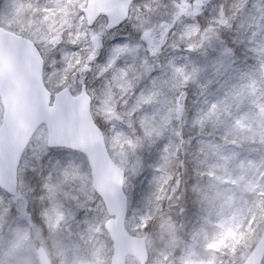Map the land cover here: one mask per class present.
<instances>
[{
    "label": "rangeland",
    "instance_id": "1",
    "mask_svg": "<svg viewBox=\"0 0 264 264\" xmlns=\"http://www.w3.org/2000/svg\"><path fill=\"white\" fill-rule=\"evenodd\" d=\"M194 1L198 5V9L195 7L196 4L191 6L188 0H149L148 9L151 10L152 16H137L135 20H138L132 24L131 28L142 29V32L151 30L150 33L148 32L149 37L147 39L153 40L154 43L151 45L146 39H142V32L139 42L135 41L130 34H126L121 42L134 50L129 53H121L115 57L106 75L99 79L96 78L99 69L94 65L93 71L88 72L86 78L89 84H96L95 86L91 84L90 91L95 90V95L98 97L102 95L110 83L115 85L108 88L111 93L110 99H112L111 107L101 106L96 109L98 115L95 117L104 128L106 144L113 161L128 175L129 193L127 194L130 198L132 197L135 207L127 218V229L133 234L145 235L144 232L148 233V245L151 246L153 264H233L237 257H240L242 261L251 247L249 243L245 247L246 252L241 249L242 251L237 255L238 246L230 244L227 239L228 220L232 216L234 205L233 197L231 195L228 197L227 194L230 193V190L235 189L233 178L216 182L211 179L207 182V190L214 191L223 199L218 207L213 201L204 207L202 214H199L201 216L200 222L196 223L194 230L188 227V203L187 209L184 208V201L178 208L177 206L174 207L172 202L170 204L174 193L167 190V175L166 181L159 185L154 179H152L153 181L149 180V184L153 185L156 190H163L165 196L156 193L150 198V206L155 208L152 216L141 213L140 194L138 196L137 187L138 179L143 178L146 174L154 177L161 175H159V171H156L157 166L155 165L151 169H147L145 164L148 160L143 159L140 152L145 146L148 149L155 147L157 145L156 138L164 136L171 138L168 132L174 116L175 125L181 127H171V131L176 137L186 132L187 124L182 117L178 116L179 114L186 116L184 106H181L179 111L176 110L183 102V98L180 96L181 89L177 85L181 81L174 73V68L180 67L178 66L179 63L175 65L164 56L163 60L160 61V56L164 52V45L158 40L163 39L162 34L166 33V29L176 26L179 42L193 43L199 33V27L194 22L199 8L209 7L212 0ZM221 1L223 6L220 5L217 9L210 6V10L224 11L226 7L224 2L229 8L238 3V10H242L241 0ZM255 1L257 0H253V2ZM150 3L153 5L152 7L149 5ZM181 7L185 9L183 13H180ZM203 11L207 12L208 9ZM255 11L256 9L251 8L250 14ZM24 13L25 6L20 0H2L0 24L5 27L12 24L20 31L24 27V25L22 26ZM190 17L193 21L188 19ZM262 17L264 18V16H258V19L260 20ZM25 25L31 28L33 33L43 32L48 27H51L53 31L55 30V25L51 19L46 21L42 17H38L37 20L32 18ZM259 25L258 32L262 33L261 36L264 40V21L260 22ZM190 28H197L198 31L193 32L191 37L181 39L185 31ZM210 37L211 35L206 36V42H211ZM154 46H158V52L152 54L151 48ZM64 49L74 51L72 48ZM60 50L61 48L58 51L53 50L50 58L57 59L56 52L60 55ZM106 58L107 49L101 54L99 63L103 65ZM119 59L129 60L131 63L128 61L124 62L123 65L115 66ZM181 59H183L181 67L184 68L185 74L190 75L187 63L183 57ZM57 67H59L58 64ZM120 69H124V72H120ZM193 85L195 86V83ZM153 91L158 93L154 101L137 104L142 94L147 95ZM260 113L264 115V109H261ZM157 115L158 129L155 125ZM109 121L111 124H108ZM194 124L195 122L192 121V125ZM113 129L119 131V136L114 135ZM45 139L46 134L42 128L34 138L35 144L30 146L32 152L29 156L34 153L35 149H40L44 145ZM126 139L138 142L137 147L131 148L125 142ZM177 140L178 143L181 142L179 138ZM204 141H202L204 149H207L208 152L214 150L216 146L210 138L206 142ZM29 160L26 161L20 176L21 184L17 202L20 212L14 216L11 222L4 224L3 233L0 234V264H40L39 249L45 251L49 264H108L110 249L103 238L105 235L103 223L107 217L99 201L91 204L93 193L90 187L89 172L84 167L85 161L82 159L80 163L74 166L75 179L69 182H64L61 172L58 170L54 176L55 181L49 183L50 186L52 185L51 188L47 193L42 194L44 205L35 206L36 200L33 202L32 199V185L30 186V182L27 180L30 175L29 172L32 171V163H29L32 160ZM210 174L212 175V172ZM182 181L183 178L179 180L177 178L175 180L177 185H173L174 189L177 186L182 189ZM191 183L195 186L194 188L201 186H197L194 180ZM39 188L35 186V191H39ZM243 189L247 190L248 186ZM165 190L167 191L165 192ZM187 194L186 200H188ZM25 201L28 203V212L24 211ZM0 207L2 211H6L4 203H1ZM49 209H57L62 215L49 212L51 219L41 223L40 213ZM146 224L149 225L148 228H145ZM260 228H264V210ZM127 264L137 263L133 259H128Z\"/></svg>",
    "mask_w": 264,
    "mask_h": 264
},
{
    "label": "trees",
    "instance_id": "2",
    "mask_svg": "<svg viewBox=\"0 0 264 264\" xmlns=\"http://www.w3.org/2000/svg\"><path fill=\"white\" fill-rule=\"evenodd\" d=\"M241 1L242 10H238V3L229 8L224 2L227 7L223 11L224 18L229 20V26L218 23L221 11L210 10L211 7L217 9L220 5L223 6L221 0H212L211 7L199 8L194 20L199 27V33L192 43L196 45L194 50L188 49L187 42H179L176 26L166 29L162 39L164 52L160 56V61L164 56L175 65L179 63L178 66L181 67L183 57L192 77L186 83L177 84L181 89L180 93H183L180 95L183 102L179 109L184 106L186 111V116L184 114L178 116L187 123L186 132L179 137L172 133L171 127L181 128L175 125L174 116L168 132L171 138L165 136L156 138L155 147L148 149L145 146L140 152L143 159L148 160L145 164L147 169H151L154 165L163 166V173L161 171L158 173L167 175V190L174 193L170 204L172 202L173 206L178 208L184 201V208L187 209L188 203L187 219L189 221L187 222L192 230L195 229L196 223L200 222L199 214H202L204 207L210 205V201L218 207L223 199L214 191L207 190V182L211 179L215 182L234 179L235 189L227 194L234 199L232 216L228 220L227 239L230 244L238 246L237 255L242 250L246 252L245 247L249 243L252 246L264 229L260 228L264 210V115L260 113L261 109H264V40L262 33L258 32L262 19L259 20L258 16L261 17L264 14V0ZM189 3L191 6L196 4L191 0ZM195 7L198 9L197 4ZM251 8L256 9L252 14H250ZM205 9L208 11H203ZM237 11L240 12L237 13ZM209 28L211 31H206ZM208 35H211L210 44L205 39ZM193 69L196 71L193 72ZM157 117L158 115L155 125L158 129ZM192 121L195 122L194 125ZM99 126L104 130L100 122ZM177 138L181 140L180 143ZM209 138L216 147L208 152L204 149L202 141L206 142ZM34 144L33 141L31 146ZM165 146H169V153L163 151ZM41 148L35 149L30 156L32 147L29 148L20 167L21 176L26 161L32 160L29 162L32 163V171L29 172L27 180L30 186L32 185V199L33 202L36 200L35 206L44 205L42 194L49 191L52 186L49 183L55 181L54 176L58 170L61 172L63 168L73 167L83 159L78 154L61 149H58L56 154L43 158ZM165 155L168 156L166 162L162 159ZM84 167L87 170L85 163ZM46 175L51 176L47 189L41 187V182ZM177 178L178 180L183 178L182 189L179 186L175 189L173 187L177 185L175 182ZM152 179L154 176L146 174L137 181L141 213L147 216H152L155 209L150 206V198L156 193L165 196L163 190H156L149 184V180ZM193 180L197 186H201L194 188L195 186L191 183ZM127 182L129 184V180ZM35 186L38 188L40 186L39 191H35ZM245 186H248L249 192L243 189ZM186 194L188 200H186ZM92 197L91 204L99 201L94 194ZM0 198V204L4 203V209H6L2 211L0 207V234H2L4 224L11 222L14 218L9 214L8 207L11 204L18 207L19 198L11 199L2 191H0ZM130 199L131 211L135 207V202L132 197ZM181 219L180 222H182ZM144 233L148 239V233ZM103 238L110 249L107 236L103 235ZM240 263L241 258L237 257L233 264Z\"/></svg>",
    "mask_w": 264,
    "mask_h": 264
},
{
    "label": "snow or ice",
    "instance_id": "3",
    "mask_svg": "<svg viewBox=\"0 0 264 264\" xmlns=\"http://www.w3.org/2000/svg\"><path fill=\"white\" fill-rule=\"evenodd\" d=\"M145 7L147 8V6ZM37 11H39V9H37ZM184 11V7H181L180 13ZM219 15L220 19L218 23L223 26H229V20L224 18L223 10H221ZM103 18V16H99L91 23H87L84 10L79 9L73 17V26L65 32H61L57 35L51 27H48L43 32L33 33L31 30L22 28L18 38L10 40L8 37H5L2 44H0V51L6 54L7 57V67L0 69V94H7L14 91L17 83L20 81H23V83L31 89L35 85V79L30 73V68H34L35 64L37 62L39 63L41 72L40 81L48 92L47 106H45L42 101L39 105V111L45 117L40 128L44 129L45 134L48 132L49 128L57 122H63L66 127H71L75 131L79 120L80 100L83 98L88 99L89 111L93 114L92 123L97 125H99V121L95 119V116L98 115V112L95 110L101 106L111 107L112 99H110L111 93L108 88L109 86L114 87L115 85L110 83L99 97L95 95V90L89 94L88 85L86 83L87 73L93 71V66L95 65L99 69V73L96 77L99 79L101 76L106 75L115 57L119 56L121 53H129L134 49L122 43L114 34V30L118 25L112 24L111 27L101 25L100 30L97 31L95 25ZM48 19V16L45 15V20L48 21ZM80 21H84V23H79ZM108 23L111 24L110 19ZM78 24L79 26L77 27ZM7 27L9 32L16 33V28L13 27L12 24H9ZM196 31H198L197 28L187 29L181 36V39L191 37V34ZM206 31H211V28L206 29ZM80 33H83V36H81ZM110 33L111 35L109 36ZM105 36H109L107 41L104 39ZM148 37L149 33L143 31L141 38L151 43V40L147 39ZM60 44L70 45L74 51L61 48L58 60L50 58L53 52V46L58 47ZM195 47L196 45L192 43L188 44V49L190 51L194 50ZM105 49H107V58L104 64L101 65L99 61ZM156 52H158V46L152 47L151 53L155 54ZM57 64H59V67H57ZM50 69L51 71H49ZM195 71L196 69H193V72ZM120 72H124V69H120ZM174 73L180 78L181 83H186L192 78L191 75L185 74V70L182 67H175ZM117 79L119 78L117 77ZM77 82L80 85L79 89L76 88ZM181 95H183V93ZM157 96L158 93L155 91L147 95L142 94L137 104L151 103ZM71 97H75L76 99H71ZM93 100L96 101L95 105L92 103ZM54 104L56 107L50 113L48 109L53 108ZM117 110H119L118 107ZM176 110L179 111V106ZM108 124H111V121H109ZM0 125H3L4 132L7 133L9 131L8 125L4 123L3 109H0ZM40 128H38L37 131H39ZM113 132L114 135L119 136L118 130L113 129ZM149 135H151V133H149ZM125 142L133 149L137 147L138 143L133 142L131 139H126ZM29 143H31V141H29ZM163 151L169 153V146H165ZM56 152L57 148L46 142L41 148L43 158L54 155ZM162 159L166 162L168 156L165 155ZM156 171H161L163 173V166L157 167ZM61 176L64 182L75 179L74 166L61 169ZM50 180L51 176L46 175L44 181L41 182V187L47 189ZM154 180L159 185L166 181V176L161 175L159 177H154ZM124 202L125 205H127L126 197L124 198ZM24 211H29L27 201L24 203ZM8 212L10 215L15 216L20 212V208L11 204L8 207ZM49 212L62 215L57 209L42 211L40 213L41 223L51 219ZM148 227L149 225L146 224L145 228Z\"/></svg>",
    "mask_w": 264,
    "mask_h": 264
},
{
    "label": "water",
    "instance_id": "4",
    "mask_svg": "<svg viewBox=\"0 0 264 264\" xmlns=\"http://www.w3.org/2000/svg\"><path fill=\"white\" fill-rule=\"evenodd\" d=\"M130 2L132 0H119ZM87 18L91 19L90 11H86ZM95 19V15L92 16ZM111 24L119 25L124 15H109ZM5 37L10 40L17 35L0 28V44ZM38 60V58H37ZM7 67V57L0 51V69ZM35 79V85L29 89L23 81L17 83L14 91L0 94V103L4 113V123L9 131L3 130L0 125V189L11 197L17 195L18 168L23 154L29 146L37 129L40 128L45 117L39 111L42 101L48 104V92L40 81L39 63L30 68ZM71 99H76L71 97ZM49 108L51 113L55 109ZM92 114L89 111L87 98L80 100L79 120L74 131L66 127L63 122H57L48 130L46 143L57 149H67L82 154L87 162L91 187L100 198L108 219L103 228L111 242V256L109 264H125L127 257H133L139 264H147L149 251L144 237L131 235L126 229L128 213V198L124 191V172L112 161L104 136L100 128L92 123ZM27 146V147H26ZM118 193V194H117ZM127 198L125 205L124 198ZM41 264H48L46 255L40 251ZM264 260V232L250 250L241 264H262Z\"/></svg>",
    "mask_w": 264,
    "mask_h": 264
},
{
    "label": "flooded vegetation",
    "instance_id": "5",
    "mask_svg": "<svg viewBox=\"0 0 264 264\" xmlns=\"http://www.w3.org/2000/svg\"><path fill=\"white\" fill-rule=\"evenodd\" d=\"M21 3L25 6V13L22 16V26L24 25L23 29L31 30L27 25L26 22L35 18L36 20L38 17L45 18V15L48 16L49 19L55 25V32L57 35L61 32H65L67 29L73 26V17L75 16L76 12L79 9L84 10L85 20L87 23H91L93 20H96L97 17L103 16L104 18L99 20L95 25L97 31L100 30L101 25L108 26V16L109 15H123L126 12V20L121 23L118 27L115 28L114 34L122 41L126 34H130L131 36L134 35L135 29L131 28L132 24L137 21L135 18L137 16H148L150 14V10L148 9V1L149 0H133L129 3H123L119 0H20ZM2 0H0V8H1ZM147 6V8L145 7ZM27 9V10H26ZM39 9V11H37ZM90 11V18H87L86 11ZM148 13V14H147ZM96 15L95 19H92V16ZM152 16V15H151ZM79 23H84V21H80ZM79 24L77 25V27ZM0 27L4 28L8 31V27H5L3 24H0ZM138 27V26H137ZM137 29V28H136ZM20 31L16 29V34L19 35ZM83 36V33H80ZM111 33L109 34V36ZM109 36H105L104 39L107 41ZM154 43L151 40V45ZM60 48H71L70 45L60 44L58 47L53 46V50L58 51ZM57 54V59H59V54ZM103 54V52H102ZM124 62L127 60L119 59L115 66L123 65ZM59 66V64H58ZM91 84L88 82V87L90 90ZM79 85L77 82L76 88ZM91 92V91H90ZM92 93V92H91Z\"/></svg>",
    "mask_w": 264,
    "mask_h": 264
}]
</instances>
